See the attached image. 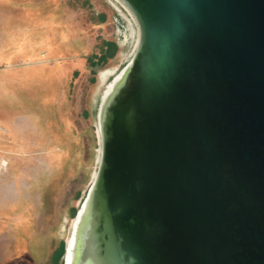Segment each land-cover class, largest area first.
<instances>
[{
    "label": "water",
    "instance_id": "1",
    "mask_svg": "<svg viewBox=\"0 0 264 264\" xmlns=\"http://www.w3.org/2000/svg\"><path fill=\"white\" fill-rule=\"evenodd\" d=\"M123 1L74 264H264V0Z\"/></svg>",
    "mask_w": 264,
    "mask_h": 264
},
{
    "label": "rangeland",
    "instance_id": "2",
    "mask_svg": "<svg viewBox=\"0 0 264 264\" xmlns=\"http://www.w3.org/2000/svg\"><path fill=\"white\" fill-rule=\"evenodd\" d=\"M115 17L108 0H0V264H64L99 106L133 55Z\"/></svg>",
    "mask_w": 264,
    "mask_h": 264
},
{
    "label": "bare ground",
    "instance_id": "3",
    "mask_svg": "<svg viewBox=\"0 0 264 264\" xmlns=\"http://www.w3.org/2000/svg\"><path fill=\"white\" fill-rule=\"evenodd\" d=\"M109 3L113 6L116 12V21H117V27H118V42L119 45L124 47L125 49L129 50V54H132L137 46L138 40H139V27L137 24V21L135 19V16L129 9V7L125 4L123 0H108ZM128 70V66L122 68L117 75L115 76V79L111 80V82L108 84L103 97H107L109 93H111L118 83L124 78L126 72ZM104 73H101V75ZM103 78V77H102ZM102 95V94H101ZM99 103V102H98ZM90 105V104H89ZM95 105V104H94ZM93 110V109H92ZM96 114V113H95ZM98 133L100 139L102 138V127L100 124V120L98 119ZM99 151V157L101 158L102 154V148H98ZM99 158V159H100ZM7 164L6 162L4 165ZM97 175V171L94 174V178ZM82 198V197H81ZM84 201V200H83ZM80 213L78 216H75L73 219V230L71 235L68 239V249H67V264H74L75 255L77 254V233L79 229L80 222L82 218L84 219L85 216L88 215L87 209V200L84 201L83 205L79 207ZM87 213H86V212ZM92 251H89V261L88 264H96L94 261V257L92 256ZM85 260V259H84Z\"/></svg>",
    "mask_w": 264,
    "mask_h": 264
}]
</instances>
